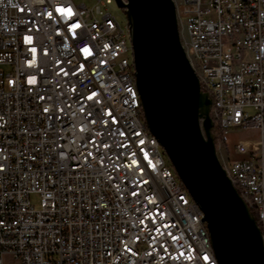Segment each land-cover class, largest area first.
Masks as SVG:
<instances>
[{
  "label": "built area",
  "instance_id": "obj_1",
  "mask_svg": "<svg viewBox=\"0 0 264 264\" xmlns=\"http://www.w3.org/2000/svg\"><path fill=\"white\" fill-rule=\"evenodd\" d=\"M173 2L217 158L264 247V0ZM128 40L99 7L0 0V264H218L146 128ZM244 130L258 139L231 161L225 135Z\"/></svg>",
  "mask_w": 264,
  "mask_h": 264
},
{
  "label": "water",
  "instance_id": "obj_2",
  "mask_svg": "<svg viewBox=\"0 0 264 264\" xmlns=\"http://www.w3.org/2000/svg\"><path fill=\"white\" fill-rule=\"evenodd\" d=\"M124 11L146 128L203 213L218 264H264L256 221L222 168L210 117L180 41L173 0H113Z\"/></svg>",
  "mask_w": 264,
  "mask_h": 264
},
{
  "label": "rangeland",
  "instance_id": "obj_3",
  "mask_svg": "<svg viewBox=\"0 0 264 264\" xmlns=\"http://www.w3.org/2000/svg\"><path fill=\"white\" fill-rule=\"evenodd\" d=\"M72 1L76 5L83 4L89 9L99 7L100 10L103 12V14L109 13L112 17H115L116 21L121 25V27L127 26V20H126V16L124 14V11L121 9H118L116 7L114 1H112L111 5H106L105 0H100V1H98V0H72ZM179 32H180V35L182 36L183 30L181 28H179ZM182 39H183V36H182ZM128 46L131 49V45H130L129 40H128ZM130 59L133 60L132 51H130ZM228 133H226L225 138H226V145L228 146L227 150L229 153L233 152L234 146L239 140H244V138H247V137L253 141L257 140L256 132L248 134V130L231 131ZM161 153H162V156L164 158L165 163L171 169H173V167L171 166V164H170V162H169V160H168V158H167V156L164 153L162 148H161ZM30 203H31V205H33L37 209L39 206V198L37 196H31Z\"/></svg>",
  "mask_w": 264,
  "mask_h": 264
},
{
  "label": "crops",
  "instance_id": "obj_4",
  "mask_svg": "<svg viewBox=\"0 0 264 264\" xmlns=\"http://www.w3.org/2000/svg\"><path fill=\"white\" fill-rule=\"evenodd\" d=\"M254 132H256V134H257V139H258V132H257V131H255V130H248V134H249V133H254ZM227 133H228V132H227ZM228 134H229V133H228ZM245 140H251V139H249V138L247 137V138H244V141H245ZM225 147H226V150H227V149H228V146L226 145V142H225ZM227 152H228V150H227ZM228 156H229V159H230L231 161H234V160H242V159H245V158H246L245 156L235 154V153H234V150H233V152H231V153L228 152Z\"/></svg>",
  "mask_w": 264,
  "mask_h": 264
},
{
  "label": "trees",
  "instance_id": "obj_5",
  "mask_svg": "<svg viewBox=\"0 0 264 264\" xmlns=\"http://www.w3.org/2000/svg\"><path fill=\"white\" fill-rule=\"evenodd\" d=\"M201 90H202V89H201ZM212 134H213L214 140H216L217 130H216L215 127H214L213 130H212ZM224 142H226V139H225Z\"/></svg>",
  "mask_w": 264,
  "mask_h": 264
},
{
  "label": "bare ground",
  "instance_id": "obj_6",
  "mask_svg": "<svg viewBox=\"0 0 264 264\" xmlns=\"http://www.w3.org/2000/svg\"><path fill=\"white\" fill-rule=\"evenodd\" d=\"M186 56V55H185ZM177 176V175H176ZM179 179V178H178ZM180 180V179H179ZM183 184V183H182ZM187 191V190H186ZM206 227V226H205ZM259 229V228H258ZM209 234V233H208Z\"/></svg>",
  "mask_w": 264,
  "mask_h": 264
},
{
  "label": "snow or ice",
  "instance_id": "obj_7",
  "mask_svg": "<svg viewBox=\"0 0 264 264\" xmlns=\"http://www.w3.org/2000/svg\"><path fill=\"white\" fill-rule=\"evenodd\" d=\"M89 99H91V97Z\"/></svg>",
  "mask_w": 264,
  "mask_h": 264
}]
</instances>
